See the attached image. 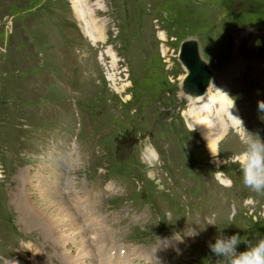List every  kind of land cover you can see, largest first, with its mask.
I'll return each instance as SVG.
<instances>
[{"label": "rangeland", "instance_id": "rangeland-1", "mask_svg": "<svg viewBox=\"0 0 264 264\" xmlns=\"http://www.w3.org/2000/svg\"><path fill=\"white\" fill-rule=\"evenodd\" d=\"M79 2L0 0V264L75 257L37 209L52 191L106 244L97 264H215L219 232L264 235V193L224 163L247 131L264 139V0ZM188 40L212 73L207 103L182 91ZM209 106L218 157L188 127Z\"/></svg>", "mask_w": 264, "mask_h": 264}, {"label": "bare ground", "instance_id": "bare-ground-1", "mask_svg": "<svg viewBox=\"0 0 264 264\" xmlns=\"http://www.w3.org/2000/svg\"><path fill=\"white\" fill-rule=\"evenodd\" d=\"M74 2L76 3L77 9L81 13V9H80L81 5L79 0H74ZM209 87L202 96H195L189 94H187V96L190 97V99L195 96L192 99L193 101H195L194 103L197 104L207 103V101L210 100L211 93L213 92L212 88ZM200 97H204V99L200 101V99H202ZM210 101H212V98ZM211 103L208 104L211 105ZM209 108L210 109L204 112V114L206 115L204 118L202 117V119L198 122L195 121L194 123H190L188 127L192 130L200 131L203 139L207 143L210 153L212 154L211 150L217 153L218 145L220 144V141L223 140L225 133L223 129V124H220L221 122L216 123L214 121L208 120V116L210 115L209 111L211 112V110H213L212 106H209ZM221 110L225 112V109L223 108L219 109V111L217 112V118H216L217 121L221 120L223 116H225V113H223V111ZM70 185L71 184H68V186ZM46 199L49 200L50 202L49 206H51L52 211H50L49 213L48 212L45 213L47 208L44 206L43 203H41V205L38 206L37 209L40 211L39 213L41 214V216L42 217L44 216L43 218L46 220V223L48 224L52 223L51 231H50L51 234L63 246L69 245L71 243L79 244L80 246L79 250L76 249L77 252L75 254V257L73 256L74 258L72 257L73 259H71L70 261H68L69 259L65 261L63 260L64 264H97L96 253L98 252L99 254L101 252V248L105 247L106 244L103 243L104 241L101 242L98 238L87 235V231H85V229L86 226L87 228L92 226L91 222L84 224L85 229L81 226H78V224L76 223L77 221L74 218L75 215H71V213L67 209H65L66 205L64 204V202L60 200V196L57 194V192L52 191L51 194H48V197ZM161 245H165V242H162ZM162 251L159 249L155 250L153 252V255L154 254L161 255ZM94 253L96 257L94 256ZM99 257L102 256L99 255ZM116 260H117V256L111 255L105 264H114ZM23 263L25 264L26 262L22 260L21 262L17 261L14 264H23ZM33 264H44V263L38 260L37 257V259L33 261ZM99 264H103V263L100 261Z\"/></svg>", "mask_w": 264, "mask_h": 264}, {"label": "clouds", "instance_id": "clouds-1", "mask_svg": "<svg viewBox=\"0 0 264 264\" xmlns=\"http://www.w3.org/2000/svg\"><path fill=\"white\" fill-rule=\"evenodd\" d=\"M258 108L264 112V100L258 102ZM237 119L243 126V121ZM247 133V136L242 139V151L228 156L224 163L238 165L243 185L256 193H264V139L258 133L248 131ZM211 152L214 157L219 156V153L212 150ZM215 174L219 175L220 171ZM228 183L230 185L231 181ZM226 219L231 223L235 219V213L230 212ZM205 224L206 227H217L215 214L206 217ZM241 244L245 246L244 250H240ZM209 248L216 257L215 264H264V235L262 234L243 239L239 233L225 236L223 232H219L215 242H209Z\"/></svg>", "mask_w": 264, "mask_h": 264}, {"label": "water", "instance_id": "water-1", "mask_svg": "<svg viewBox=\"0 0 264 264\" xmlns=\"http://www.w3.org/2000/svg\"><path fill=\"white\" fill-rule=\"evenodd\" d=\"M179 59L186 67L188 74L183 82L185 94L202 96L210 85L212 73L201 59L199 45L195 40L183 42Z\"/></svg>", "mask_w": 264, "mask_h": 264}, {"label": "trees", "instance_id": "trees-1", "mask_svg": "<svg viewBox=\"0 0 264 264\" xmlns=\"http://www.w3.org/2000/svg\"><path fill=\"white\" fill-rule=\"evenodd\" d=\"M0 100H1V104L6 105L4 104L5 102H4V99L1 97V95H0Z\"/></svg>", "mask_w": 264, "mask_h": 264}]
</instances>
